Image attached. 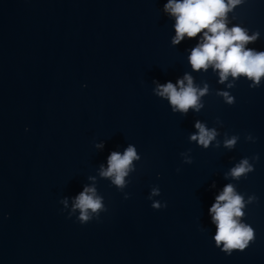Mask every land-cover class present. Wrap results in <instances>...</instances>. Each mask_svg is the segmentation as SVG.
<instances>
[{
  "label": "water",
  "instance_id": "1",
  "mask_svg": "<svg viewBox=\"0 0 264 264\" xmlns=\"http://www.w3.org/2000/svg\"><path fill=\"white\" fill-rule=\"evenodd\" d=\"M167 2L0 0V264H264V77L252 88L194 71L203 33L174 45ZM227 24L258 32L246 47L264 51V0H240ZM185 74L208 87L198 112L156 94ZM197 122L217 132L207 148L190 139ZM129 145L139 159L120 188L100 168ZM242 159L253 171L234 179ZM228 184L255 237L231 255L209 212ZM85 187L105 210L82 224Z\"/></svg>",
  "mask_w": 264,
  "mask_h": 264
},
{
  "label": "clouds",
  "instance_id": "2",
  "mask_svg": "<svg viewBox=\"0 0 264 264\" xmlns=\"http://www.w3.org/2000/svg\"><path fill=\"white\" fill-rule=\"evenodd\" d=\"M240 0H168L164 6V11L175 17V36L172 39L174 45H178L185 37L195 38L203 33L199 43L191 49L189 62L194 71L212 66L214 70H219L220 83L231 77H246L253 81L250 85L256 88L260 85L261 78L264 77V51H256L247 48L246 45L254 43L259 33L248 35L247 31L240 26L228 27L227 14ZM185 81L187 82L185 84ZM233 87L232 84L228 85ZM208 91L207 85L203 89L194 86L192 76L185 74L183 79L166 84H157L156 94L166 97L173 106V111L186 114L188 110L199 111L203 105L199 102L200 97ZM222 95L226 102L233 103V98L227 92L218 93ZM195 127L197 134H193L190 139L207 148L213 141L217 132L215 129H207L203 124L197 122ZM238 137L233 136L226 139L225 147L231 149ZM103 147V145H98ZM258 159V157H255ZM134 159H139L136 149L129 145L123 154L112 151L107 158L108 167L103 165L100 168V175L112 178V183L120 188L125 186V177L132 170L131 165ZM253 171L248 159H242L230 170L229 175L234 179L246 176ZM153 195L159 194V189L154 188ZM127 198V197H126ZM254 197H249L251 202ZM66 204L67 201H64ZM166 203L161 205L154 203V209L166 207ZM245 207L244 198L237 194L232 184L224 187L223 191L216 196L215 203L209 209L212 223L215 224L216 232L213 237L217 247L223 245V251L231 255L232 250L244 251L249 242L254 240V229L242 223L239 218L244 216L242 209ZM79 209V221L84 224L92 219L91 214L97 217L100 211L105 210L102 198L96 194L94 187H85L75 198L73 211Z\"/></svg>",
  "mask_w": 264,
  "mask_h": 264
}]
</instances>
